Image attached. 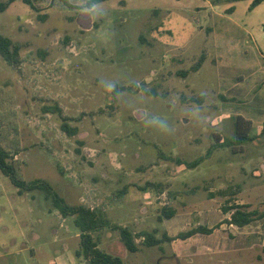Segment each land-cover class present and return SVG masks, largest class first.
<instances>
[{"label": "rangeland", "instance_id": "obj_1", "mask_svg": "<svg viewBox=\"0 0 264 264\" xmlns=\"http://www.w3.org/2000/svg\"><path fill=\"white\" fill-rule=\"evenodd\" d=\"M31 1L0 13L19 49L14 65L0 55V147L19 178L133 231L135 253L112 227L93 234L126 264H208L206 235L139 234L188 229L165 208L195 225L223 205L264 209V0ZM74 220L0 170V264H86ZM234 244L213 263L238 264Z\"/></svg>", "mask_w": 264, "mask_h": 264}, {"label": "trees", "instance_id": "obj_2", "mask_svg": "<svg viewBox=\"0 0 264 264\" xmlns=\"http://www.w3.org/2000/svg\"><path fill=\"white\" fill-rule=\"evenodd\" d=\"M16 0L0 1V13L6 11L8 7L14 3ZM25 3L29 4L34 8V4L31 0H23ZM66 5L71 7L68 0H63ZM105 0H93L92 4L100 3ZM263 0H256L253 5L260 4ZM90 4V5H92ZM0 55L4 60L10 64L14 65L18 62L19 49L13 45V42L8 37L0 34ZM245 119L238 117L236 121V134L239 135L240 140H245L246 133H239L240 127L244 124ZM242 123V124H241ZM63 130L68 131V126L63 125ZM209 154V153H208ZM8 153L0 147V170L7 176L12 184L19 189V193L41 190L45 192L46 197L51 199L55 208L59 210L63 217L73 216L75 218V226L80 230L81 246L79 251H77L76 256L78 258H83L86 264H126L121 257L109 254L102 250L99 246V241L95 239L94 233L102 230L106 227H112L120 234V239L128 251L135 253L139 250L136 243L137 235L131 231L128 227L113 225L105 217L101 215L100 212L95 209L87 208L83 205L69 206L66 204L65 200L60 197V195L52 188V186L47 182H33L27 184L19 178L16 168L8 161ZM203 161L202 158L197 159L192 163H187L188 167L194 168L198 166ZM181 163V161H179ZM227 192L223 191L220 194L226 195ZM224 213H231L230 219L225 220V222L235 225L237 227H244L251 224L253 221L264 217V211L258 210H248L246 205H226L223 207ZM164 217L167 219L175 216L176 212L172 209L165 208L163 210ZM214 229H209L207 227L198 226L187 231L179 233L175 237H169L164 234L162 239L155 237V233L142 232L140 237L144 239L143 243L148 246L160 245L163 240L174 241V240H186L195 236L197 234H211Z\"/></svg>", "mask_w": 264, "mask_h": 264}, {"label": "crops", "instance_id": "obj_3", "mask_svg": "<svg viewBox=\"0 0 264 264\" xmlns=\"http://www.w3.org/2000/svg\"><path fill=\"white\" fill-rule=\"evenodd\" d=\"M264 83V82H263ZM258 126V125H257ZM264 168V166L262 167ZM231 205H246L248 206V210H256L252 209V206L249 204H230ZM226 205H223L221 208H218L216 210L209 209L207 210L206 215L199 221L197 224V221H186L182 218H178V216H173L172 218L168 219V221H175L185 223L186 227L188 229L184 230H190L192 228H196L198 226L207 227L209 229H214V231L211 234H197L195 236H192L191 238H188L186 242H191L195 238H199L198 235H206L208 238H210L208 241L205 239H201V248H203L202 256L208 257V259H204L203 262H206L208 264H229L228 261H226V258H223L220 260V257H218L216 263H213L214 260L212 257H210V254H225L227 253L226 250H223V241L225 239L233 241L235 243L233 250L228 251V253H235L234 259L235 262L238 264H264V217L253 221L251 224L244 226V227H237L235 225L229 224L225 222V220L230 219L231 213H224L223 207ZM260 211V210H258ZM261 211H264L261 210ZM220 218L218 222L215 224H209V220L215 221L214 218L217 217V215H220ZM180 219V220H177ZM192 224H194L192 226ZM219 228V229H218ZM230 231V232H229ZM183 232L182 230L178 229L176 235L170 232L168 234L169 237H175L179 233ZM228 232V233H227ZM166 234V233H165ZM179 240V239H178ZM203 241H206V243H202ZM177 241V240H174ZM173 241V242H174ZM249 254V255H248ZM179 256V255H178Z\"/></svg>", "mask_w": 264, "mask_h": 264}, {"label": "water", "instance_id": "obj_4", "mask_svg": "<svg viewBox=\"0 0 264 264\" xmlns=\"http://www.w3.org/2000/svg\"><path fill=\"white\" fill-rule=\"evenodd\" d=\"M86 28H89L90 26H85Z\"/></svg>", "mask_w": 264, "mask_h": 264}]
</instances>
